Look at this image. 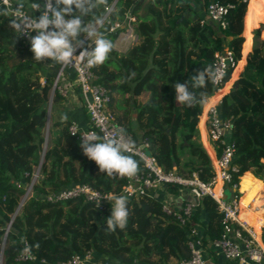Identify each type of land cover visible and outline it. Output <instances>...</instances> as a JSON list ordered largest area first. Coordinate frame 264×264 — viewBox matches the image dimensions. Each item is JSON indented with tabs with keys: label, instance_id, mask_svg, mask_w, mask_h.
<instances>
[{
	"label": "trees",
	"instance_id": "trees-1",
	"mask_svg": "<svg viewBox=\"0 0 264 264\" xmlns=\"http://www.w3.org/2000/svg\"><path fill=\"white\" fill-rule=\"evenodd\" d=\"M102 1L110 4L113 0H92L94 7L82 18L85 24L103 17ZM211 1L231 5L224 28L206 16V6ZM127 14L134 17L131 23L138 41L123 53L113 48V40L124 26L109 31L108 24H99L100 34L112 42V49L103 64L91 67L96 82L109 89V107L122 125L112 103L116 94H131L139 133L123 126L135 144L138 138L147 143V151L162 169L185 178L195 172L200 180L208 182L214 170L199 141L197 121L202 105L213 95L212 79L194 90L196 98L191 105L175 100L173 85L190 82L198 71L212 68L214 53L223 47L232 50L237 62L243 42V17V50L251 51L259 40L264 46V32L255 35L252 31L264 22V0H116L107 16L108 23L117 21L122 25ZM9 20L0 15V243L5 236L2 264H54L87 251L104 264H178L189 256L191 228L197 229L203 243L219 237L222 215L208 196L196 202L190 218L181 226L174 214L162 209L163 201L155 195H123L127 200V223L123 229L113 231L105 227L112 200L97 205L82 196L57 202L45 199L49 192L80 183L102 194L122 195L126 180L100 171L83 154L80 140L69 134L71 122L52 117L50 108L66 99L57 89L52 90L58 63L48 58L34 60L29 40L24 43L9 26ZM241 63H237L233 76ZM233 67L228 68L224 82ZM227 87L228 83L223 90ZM76 93L86 113L77 87ZM139 95L142 98L136 102ZM129 99L125 97L123 101L127 103ZM48 103L52 107L48 140L44 142ZM218 111L231 124L226 135L234 146L231 164L237 165L243 175L239 191L249 183L243 179L263 185L250 172L264 179V50L248 56L240 76L222 95ZM213 148L219 156L221 144L213 143ZM41 155L30 195L18 207ZM130 156L137 161L136 172L142 171L141 160ZM165 187L174 193L179 190L176 185ZM185 201L190 198L183 199L181 206ZM240 217L244 218L241 212ZM260 236L264 242V226ZM24 240L28 245L38 244L31 249L34 260L18 259ZM222 264H227L225 259Z\"/></svg>",
	"mask_w": 264,
	"mask_h": 264
},
{
	"label": "built area",
	"instance_id": "built-area-1",
	"mask_svg": "<svg viewBox=\"0 0 264 264\" xmlns=\"http://www.w3.org/2000/svg\"><path fill=\"white\" fill-rule=\"evenodd\" d=\"M115 1L116 0H113L110 4L102 1L104 9L102 22L108 24L109 31L124 26L123 30L116 36L115 45L117 51L125 52L138 41V35L133 31L131 22L134 17L131 14L126 15V22L122 25L117 21L112 24L108 23L107 16L114 8ZM8 2L14 4L15 0H8ZM41 2H43V0H41ZM3 3L4 0H0V4ZM230 7L231 5H223L218 1H211L206 6V16L220 27L224 28L227 23L226 14ZM25 12L34 15L26 10ZM21 38L24 43L29 40L28 35L21 34ZM92 40V37L87 38L85 36L82 38L81 43L75 49L74 55L78 54L83 48L90 49ZM235 64L234 55L230 48L223 47L214 53L212 68L222 75H220L218 79H212L213 94L222 88L225 83L224 76L228 68ZM70 74H73L74 85L80 90L81 100L87 113V125L85 127H80L76 123L71 122L67 127L69 134L78 140L81 139L83 134L89 132H96L102 137L122 139L123 142L129 144L126 153L138 157L142 162V171L136 172L132 176H123L126 182L122 186L120 194L126 196L139 195L148 192V190H157L161 186L166 185H176L179 190L183 189V191H188L195 200L185 201L177 210H175L167 200L162 202V209L168 214H174L181 226L186 224L196 202L199 201L202 196H208L215 203L217 210L221 213L222 231L220 236L203 243L197 229L194 227L191 228L188 232L187 240L189 256L180 259L178 264H218V261H216V257L218 256L223 257L227 264H264V242L257 239L253 235L252 230L244 227L238 219L239 195L237 191H239V183L236 180V174L239 167L231 164L234 155V146L231 141L224 140V136L230 131L231 124L229 120H223L220 117L218 103H207L209 100H206V104L204 103L202 105V107H204L203 110L201 109L204 117L201 128L206 130L208 140L211 144L210 146L213 147V143L217 145L219 143L222 146L219 156L215 154L213 149L214 159L212 160L210 157V160H212L211 165L214 170V175L210 181L203 182L197 177V173L195 172L192 173L191 177L185 178L172 171H165L158 165L156 159L150 153L146 154L147 143L145 141L141 140L138 144L134 143L131 134L126 132L125 127L116 120L113 111L109 107V89L99 82H96V75L86 63L78 61L70 64L58 63V69L52 83V90L57 89L63 97H66L68 95V88L60 84V79L65 75L69 77ZM41 82H43V80ZM34 172L32 174V181L26 186V191L21 197V201L25 199L27 191L31 188L37 174L36 171ZM217 179L220 180L221 191L215 200L213 197V187H215ZM16 186H19L18 182H16ZM224 189L230 191V195L226 200H223L225 193ZM114 195L113 193L102 194L89 184L80 183L58 192H49L45 199L51 202H57L82 196L85 200L100 205L105 201H110L111 197ZM242 231H245L246 235L243 234ZM4 240L5 236L0 243V262L2 260ZM25 245L28 244L24 240L22 249L18 254V259L34 260L35 257L32 253L29 255L23 252ZM54 264L104 263H98L93 258L91 252L87 251L83 255L74 254L66 261Z\"/></svg>",
	"mask_w": 264,
	"mask_h": 264
},
{
	"label": "clouds",
	"instance_id": "clouds-1",
	"mask_svg": "<svg viewBox=\"0 0 264 264\" xmlns=\"http://www.w3.org/2000/svg\"><path fill=\"white\" fill-rule=\"evenodd\" d=\"M24 7L23 0H16L14 4L4 0L0 4V15L10 17L9 26L19 35L29 36L34 60L48 58L61 64L78 61L89 67L104 63L112 49V42L97 31L102 18L98 17L95 22L87 24L82 19L94 7L92 0H32L30 8L38 12V15L26 13ZM81 34L87 38L95 37L91 41L94 47L83 48L74 55L76 47L81 43ZM220 75L222 74L208 67L191 76L190 82H175V100L191 105L196 98L194 90L201 89L208 80L218 79ZM60 119L66 120L67 116L62 114ZM79 145L83 154L94 161L104 174L132 176L137 171V161L125 154L129 144L122 139L102 137L96 132H89L81 136ZM111 200L110 215L105 220V227L108 231L123 229L128 217L127 200L123 195H114ZM32 247H38V244L25 245L23 252L30 255Z\"/></svg>",
	"mask_w": 264,
	"mask_h": 264
},
{
	"label": "crops",
	"instance_id": "crops-1",
	"mask_svg": "<svg viewBox=\"0 0 264 264\" xmlns=\"http://www.w3.org/2000/svg\"><path fill=\"white\" fill-rule=\"evenodd\" d=\"M23 2H24V6H25L24 10H26L27 12H30L34 15H36V13H38V12H35L34 10H32L30 8V4H31L32 0H23ZM247 2H248V0H247ZM15 3H16V0H15ZM244 15H245V13H244ZM251 21H253V19ZM243 22H244V17H243ZM252 31L255 33V35H258V34H261L262 32H264V22H259L258 25L252 29ZM241 36L243 37V42L241 44L240 59L236 62V64L233 67L232 72L230 73L228 80L224 83V85L226 83H228L227 89L221 94V96L216 101V103L220 102L222 95L229 90V88H230L231 84L234 82V80H236L240 76L241 72L243 71V69L247 63L248 56H251L256 50H264V46L261 45V42L258 43L260 41L259 40V41H257V43L255 42L253 49L251 51H250V49L247 52L244 51L243 50V44L245 41V26H243ZM92 39L94 40L95 38L93 37ZM249 42L251 43V40ZM249 47H250V45H249ZM117 52H119V51H117ZM238 62H242L241 66L239 67V70L237 71V73L233 76L235 67H236ZM73 77H74L73 74H70L69 77L65 75L60 79V84L64 87L68 88V95L66 96V99H64V101L62 100V101L56 103L55 105H53V108L52 109L50 108V113L54 119H60V116L63 114V115L67 116V119L70 122H74L80 127H85L87 125V115H86V113H84V110L82 109V106H81V102H80L79 97L76 93V86L74 85V79H72ZM125 97L130 98L127 103H125L123 101V99ZM213 97L214 96H210L207 100H210V102L212 103ZM141 98H142V96L139 95L136 98V102H139ZM50 107H52V106L50 105ZM112 107H113V110H114L116 116L119 117L120 120L124 122L123 125L131 127V129L134 133H136V134L139 133V131H138V129L134 123V116H135L136 109H135V104L131 100V94L126 93V94H124V96H121L120 94H116L114 97V101L112 103ZM202 119H203V115L200 116V121ZM199 124L202 125L201 122H199ZM228 140H229V138L227 136L226 141H228ZM138 141L140 142L141 138H138ZM205 146H206L208 153H210V155L212 156V152L206 143H205ZM126 155H127V153H126ZM261 161L264 162L263 159H261ZM249 172H250V170H249ZM250 174L254 178L262 181V179L255 177L251 172H250ZM243 180L249 181V183L247 185H249L250 181H252L248 178L243 179ZM148 193L155 195L156 198H158L162 201L167 200V202L175 210H177L181 207L183 199L190 198V200H195V199H193V197L190 195V193L188 191H183V189H180V190H178L177 193H174L173 191L167 189V187H165V186H161L159 189L153 190V191L148 190ZM241 196H242V194H241ZM241 196L239 199L240 208H241V204H242V197ZM241 213H243V215H244L243 219L245 221H246V219H245L246 217L247 218L251 217L252 219L254 218L251 214L246 213V214H248V215H246L245 212L242 211V209H241ZM256 222H258V221L256 220ZM252 225H253V223H252ZM260 226H261V224H260ZM253 227L256 228L255 226H253ZM257 227H259V226H257ZM256 231H257V229H256ZM257 233H259V231H257ZM258 239L261 240L260 236ZM218 262L220 264H222L223 263V257L218 256Z\"/></svg>",
	"mask_w": 264,
	"mask_h": 264
},
{
	"label": "bare ground",
	"instance_id": "bare-ground-1",
	"mask_svg": "<svg viewBox=\"0 0 264 264\" xmlns=\"http://www.w3.org/2000/svg\"><path fill=\"white\" fill-rule=\"evenodd\" d=\"M224 87V86H223ZM223 87L217 91L213 96V101L215 102L219 99L221 94L224 92ZM242 175L239 174V170L236 174V180L239 183V189H240V179ZM220 180L217 179V183L215 185L214 191H213V197L216 200V197L219 195V192L221 191L220 186ZM241 196V195H240ZM240 199V197H239ZM241 209L248 214H251L254 219L258 221L259 224L264 225V184L263 185H256L254 182H251L245 192L242 195V204L240 208L239 204V213H238V219L239 221L244 225V227H249V229L252 230L253 235L258 239L259 235L257 231L254 229L251 223H248L243 218L240 217Z\"/></svg>",
	"mask_w": 264,
	"mask_h": 264
},
{
	"label": "rangeland",
	"instance_id": "rangeland-1",
	"mask_svg": "<svg viewBox=\"0 0 264 264\" xmlns=\"http://www.w3.org/2000/svg\"><path fill=\"white\" fill-rule=\"evenodd\" d=\"M246 11V10H245ZM243 24H244V22H243ZM243 26H245V25H243ZM100 26H99V24L97 25V31L99 32V31H101V29L102 28H99ZM100 33V32H99ZM242 34V33H241ZM85 37V35L82 37V38H84ZM93 38V37H92ZM95 38V37H94ZM115 40H116V38H115ZM115 40H113V47H114V49L116 50V45H115ZM119 53V52H118ZM120 53H123V52H120ZM6 66V65H5ZM214 95V94H213ZM51 100V99H50ZM50 100H49V102H50ZM216 102V101H215ZM215 102H212V103H215ZM208 103H209V101H208ZM48 109L50 108V103H48V107H47ZM203 108L204 107H202V110H203ZM202 110H201V114H199V120H198V123H197V128H198V132H199V141H200V143H201V146L203 147V149L205 150V154L207 155V156H209V158L211 157L212 158V160L214 159V151H213V147H211L210 145V142H209V140H208V135L206 134V130L204 129H202L201 128V124H199V122H200V116L202 115ZM204 118V117H203ZM50 123H49V120H48V125H49ZM227 136L228 135H225L224 136V140H227ZM44 139H45V141H47L48 140V130H47V132L44 130ZM178 142L179 143H181V141H180V139L178 140ZM205 143L208 145V147L210 148V150H211V152H212V154H213V157L210 155V153H208V151H207V149H206V146H205ZM183 144H185V143H183ZM216 154V153H215ZM186 157V156H185ZM184 157V158H185ZM210 158V159H211ZM212 160H210V161H212ZM36 169H37V166H35L34 167V170L36 171ZM35 173V172H34ZM251 182H254L256 185H260L258 182H255V181H250V183ZM262 182L264 183V179H262ZM247 187H248V185L245 187V189H243V191L242 192H240V191H237V193H238V195H239V197H240V195L242 194L243 195V193L245 192V190L247 189ZM31 189V188H30ZM30 189L27 191V194L25 195V199L30 195ZM215 189V187H213V190ZM224 191H225V193L226 194H229L230 193V191L228 190V189H224ZM242 197V196H241ZM24 199V200H25ZM21 203H22V201H21ZM20 209H21V207H20ZM19 209V210H20ZM243 211V210H242ZM19 212V211H18ZM246 214V213H245ZM246 215H248V214H246ZM248 223H253V225L252 226H255L256 228H254L255 230L257 229V231H259V236H260V234H261V228L260 227H257V226H260V224L258 223V222H256V220L253 218H251V220L249 219V220H246ZM244 228V227H243ZM246 228H248L249 229V227H247L246 226ZM251 230V229H250ZM260 239H261V236H260ZM262 240V239H261ZM170 262H173V260H171ZM0 264H2V260H1V262H0Z\"/></svg>",
	"mask_w": 264,
	"mask_h": 264
},
{
	"label": "water",
	"instance_id": "water-1",
	"mask_svg": "<svg viewBox=\"0 0 264 264\" xmlns=\"http://www.w3.org/2000/svg\"><path fill=\"white\" fill-rule=\"evenodd\" d=\"M48 120H49V109H48V113H47V121H46V126H45V130H46V131H47V129H48ZM44 142H45V139H44ZM145 152H146V154H149V152H148L147 150H146ZM42 154H43V152H42ZM42 158H43V156L41 155L40 160H39V162H38V164H37V169H36L37 173H38V170H39V166H40V164H41V162H42ZM229 195H230V193H229V194L224 193L223 200H226V199L229 197ZM20 204H21V202H19L17 206L19 207ZM263 226H264V225H261V227H263ZM261 227H260V228H261Z\"/></svg>",
	"mask_w": 264,
	"mask_h": 264
}]
</instances>
